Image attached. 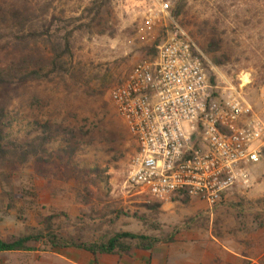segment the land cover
I'll list each match as a JSON object with an SVG mask.
<instances>
[{
	"label": "rangeland",
	"instance_id": "obj_1",
	"mask_svg": "<svg viewBox=\"0 0 264 264\" xmlns=\"http://www.w3.org/2000/svg\"><path fill=\"white\" fill-rule=\"evenodd\" d=\"M1 1L6 8L25 5L32 10L25 14V29L12 20L0 37L2 58L7 63L16 59L18 68L29 66L28 53L43 51L34 30L41 33L44 26H51L63 37L83 26L72 38L65 71L47 81L0 88V102L12 123L8 141L23 144L39 136L41 126L47 124L56 138L47 146L53 154L51 163L32 159L0 168L1 173L11 174L10 184L0 176L1 230L7 232L10 225L20 223L24 233L30 228L36 234L52 218L53 231L61 239L81 238V243L93 244L116 233L167 239L179 229L177 222L192 223L189 215L175 221L166 216L169 211L150 209L155 205L128 186L137 145L117 115L110 92L168 32L182 30L199 49L213 83L219 87L249 84L247 100L264 119V0H163L170 3V16L152 30L142 15L151 0H108L100 13L98 0ZM63 151L88 172L60 167L59 158L66 156ZM252 175L251 189L228 194L224 204L230 214L225 223L211 225L204 212L198 222L214 230H250L253 224L264 223V161ZM4 192H12V197ZM182 205L171 210H177L173 214L180 218ZM31 246L45 244L39 241Z\"/></svg>",
	"mask_w": 264,
	"mask_h": 264
},
{
	"label": "built area",
	"instance_id": "obj_2",
	"mask_svg": "<svg viewBox=\"0 0 264 264\" xmlns=\"http://www.w3.org/2000/svg\"><path fill=\"white\" fill-rule=\"evenodd\" d=\"M170 3L142 11L149 30L170 16ZM110 92L137 145L127 184L150 203L200 201L214 210L235 190L253 186L264 161V119L245 88L213 83L201 53L172 30Z\"/></svg>",
	"mask_w": 264,
	"mask_h": 264
},
{
	"label": "trees",
	"instance_id": "obj_3",
	"mask_svg": "<svg viewBox=\"0 0 264 264\" xmlns=\"http://www.w3.org/2000/svg\"><path fill=\"white\" fill-rule=\"evenodd\" d=\"M100 2L99 13L104 7H106L108 0H98ZM24 8L25 10H23ZM20 7H10L6 8L3 1L0 0V37L2 33L7 29L6 24L15 20L17 24L22 28H26L27 20L26 15H30L31 8L28 6ZM25 11V12H24ZM66 32L63 37L57 35L56 31L51 28V26H44L42 32L34 30V35L36 39L43 42V51L39 52L35 49L27 54L26 59L29 60V66L24 68H18L14 66L15 61L7 63L6 58H2L3 48L0 42V88L12 87L15 85L26 84L30 81H47L60 71H65L69 62L67 58L72 56V38L77 29ZM156 54L155 47L151 50L148 56H153ZM15 55V54H14ZM24 56V54H23ZM12 127V123L8 119V112L5 104L0 102V168L4 164H16L18 161L23 164H28L30 160L35 159L36 163H51L53 154L49 153L48 145L56 140L52 134L51 125H42V133L33 139L27 140L23 144H13V142L8 141L9 130ZM60 132L57 131L56 134ZM74 153L75 148L71 147ZM66 156L59 158L63 164L60 167H65L67 169H72V172L87 173L74 165L71 155L67 151H63ZM90 171V170H89ZM11 174L1 173L2 181H6L10 184ZM6 196L12 197V192H4ZM144 199H148L142 196ZM149 200V199H148ZM153 203V202H152ZM187 204V201L184 200ZM155 206L150 209L159 210L163 206L160 203H153ZM45 230L39 231L35 234V231H31L30 228L27 232L11 242H7L0 238V252H15V251H31V244L33 242L42 241L45 246H49L54 249H63L67 247H77L83 248L92 253L101 254H112V253H126L129 252L133 247H146L153 248L161 240L151 235H138L133 233H116L105 236L102 240L93 244H83L80 239H73V241L68 242L65 239H61L53 231L52 218H48Z\"/></svg>",
	"mask_w": 264,
	"mask_h": 264
},
{
	"label": "crops",
	"instance_id": "obj_4",
	"mask_svg": "<svg viewBox=\"0 0 264 264\" xmlns=\"http://www.w3.org/2000/svg\"><path fill=\"white\" fill-rule=\"evenodd\" d=\"M224 201L214 210L200 201L165 204L162 210L169 211L168 219L180 221L185 216L193 217L192 223L177 222L179 229L167 239H161L153 248L133 247L126 253H92L83 248L67 247L54 249L49 246L32 247L31 251L0 252V264H264V223L253 224L250 230L204 228L199 214L211 218V225L223 221L230 214ZM227 202V201H226ZM225 202V203H226ZM185 204V203H184ZM180 208L181 218L171 210ZM232 212V210H231ZM0 227V238L11 242L23 236L25 229L20 223L10 225L7 232Z\"/></svg>",
	"mask_w": 264,
	"mask_h": 264
}]
</instances>
